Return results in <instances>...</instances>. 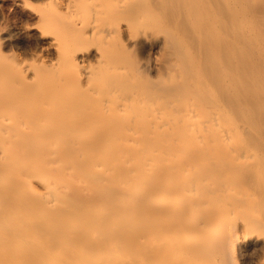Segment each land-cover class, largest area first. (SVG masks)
Listing matches in <instances>:
<instances>
[{
    "label": "bare ground",
    "instance_id": "bare-ground-1",
    "mask_svg": "<svg viewBox=\"0 0 264 264\" xmlns=\"http://www.w3.org/2000/svg\"><path fill=\"white\" fill-rule=\"evenodd\" d=\"M50 1L37 59L0 50V264H217L264 233V0ZM144 21L169 83L129 61Z\"/></svg>",
    "mask_w": 264,
    "mask_h": 264
},
{
    "label": "rangeland",
    "instance_id": "rangeland-1",
    "mask_svg": "<svg viewBox=\"0 0 264 264\" xmlns=\"http://www.w3.org/2000/svg\"><path fill=\"white\" fill-rule=\"evenodd\" d=\"M62 11L64 9L58 8L50 0H0V50H3V55L27 61L37 59V56L44 52L40 36L44 34L54 37L56 34L54 28L39 21L38 13L45 16L63 14ZM159 26L158 23L149 25L145 21L135 24L132 32L137 34L138 43L125 47L130 63L139 68L142 77L139 79L147 78L163 85L169 83L176 74L177 69L173 68L171 62L177 58L176 46L168 39L167 32L160 27L161 31ZM123 40L126 44V38ZM47 54L48 58L54 57L52 51ZM249 232L239 229L240 242L234 250V255L232 254L234 257L228 255L229 260L219 259L217 264H224L222 261L225 264H264V233L259 231L257 235V231Z\"/></svg>",
    "mask_w": 264,
    "mask_h": 264
}]
</instances>
